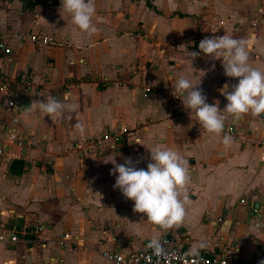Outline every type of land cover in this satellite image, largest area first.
I'll return each instance as SVG.
<instances>
[{"label":"crops","instance_id":"0c3cea01","mask_svg":"<svg viewBox=\"0 0 264 264\" xmlns=\"http://www.w3.org/2000/svg\"><path fill=\"white\" fill-rule=\"evenodd\" d=\"M95 6L98 31L89 36L60 2L28 8L0 0V39L10 49L0 53V82L10 84L17 101L13 116L0 107V147H8L0 157V230L18 231L17 242L0 245V264H110L103 251H145L152 240L180 244L189 253L204 241L198 252L220 254L226 264H261L264 115L234 122L225 114V128L234 126L226 146L223 132L208 133L190 120L172 89L184 75L200 82L207 103L218 100L224 108L218 89L238 78L223 74L221 60L202 54L190 61L188 53L213 35L247 41L249 65L264 72V0H95ZM20 33L57 44L21 42ZM50 96L78 103V112L24 118L32 99ZM122 127L129 132L118 143L74 149ZM10 131L23 147L10 140ZM157 147L179 151L190 174L180 197L185 217L169 229L132 211L133 202L113 187V165L103 162L114 156L123 164L130 157L146 168ZM36 225L44 230L33 233Z\"/></svg>","mask_w":264,"mask_h":264},{"label":"clouds","instance_id":"9594fccd","mask_svg":"<svg viewBox=\"0 0 264 264\" xmlns=\"http://www.w3.org/2000/svg\"><path fill=\"white\" fill-rule=\"evenodd\" d=\"M60 8L71 18V23L77 30L89 36L97 33L94 23L96 15L95 0H60ZM2 22V21H0ZM191 43V42H190ZM248 42L235 39L230 35L210 36L200 40L199 51L190 53V61L201 56L209 59H219L222 62L223 74L229 78H238V82L229 85L225 83L218 89L220 95L227 101L223 109L219 101L207 103V96L184 75H180L172 89V95L180 99L182 106L189 113L190 120L198 121L199 125L208 133L219 134L225 131L226 115L239 121L245 115L259 117L264 115V72L253 68L248 63ZM78 112L79 104H65L55 97L46 99H32L24 107V118L40 113L43 116H60L64 110ZM75 128L84 131L83 122H77ZM233 142L230 134L222 137L226 146ZM136 144L142 145L137 140ZM150 161L146 168H137L130 157L124 159L123 164H117L114 156L103 160L111 163L113 168L110 175H115L114 189L133 202L132 211L142 213L146 221L163 229L179 225L185 217L184 200L181 190L190 180L187 161L179 151L172 148L157 147L150 150ZM184 199H187L186 194ZM148 247L157 254L162 252L160 242L152 240ZM206 247L201 241L191 252L198 255L199 249ZM264 264V261L261 262Z\"/></svg>","mask_w":264,"mask_h":264},{"label":"built area","instance_id":"2783aa9c","mask_svg":"<svg viewBox=\"0 0 264 264\" xmlns=\"http://www.w3.org/2000/svg\"><path fill=\"white\" fill-rule=\"evenodd\" d=\"M16 38L21 42H29L33 45H47L53 46L57 44V41L37 34H26L20 33ZM0 53L7 55L10 53V49L6 47V43L0 39ZM146 93L149 90H144ZM0 107L3 111L13 116L17 108V101L14 99L11 86L9 83L2 81L0 82ZM13 123H17L18 119L16 116L12 118ZM234 128L232 126L225 128L223 134H232ZM129 130L126 127L120 128V130L114 133L102 134L99 138H92L82 142H77L74 145V149L77 151H83V147L87 150L93 148H100L101 144L105 141L111 140L113 143H118L122 136L128 134ZM9 138L17 147H23L24 143L22 140L16 137V134L10 131ZM8 147H0V157L6 152ZM264 158V156H263ZM44 228L41 225L34 226L33 233L42 232ZM17 229L15 227L11 229L1 228L0 230V245L13 244L18 241ZM69 235H64L63 239H68ZM162 252L157 254L153 249L132 252L128 254H122L115 250H105L102 252V258L110 264H226L227 261L216 253L210 251L198 252V255H193L188 251L184 250L180 244H170L169 241H164L161 245Z\"/></svg>","mask_w":264,"mask_h":264},{"label":"trees","instance_id":"16d2710c","mask_svg":"<svg viewBox=\"0 0 264 264\" xmlns=\"http://www.w3.org/2000/svg\"><path fill=\"white\" fill-rule=\"evenodd\" d=\"M22 2V4H24L25 7H28V8H33L34 6L36 5H55L57 3L60 2V0H54L51 4H47V3H40V2H32V1H28V0H19Z\"/></svg>","mask_w":264,"mask_h":264},{"label":"rangeland","instance_id":"374dc122","mask_svg":"<svg viewBox=\"0 0 264 264\" xmlns=\"http://www.w3.org/2000/svg\"><path fill=\"white\" fill-rule=\"evenodd\" d=\"M233 128H234V126L233 125H231ZM230 127V126H229ZM228 128V127H227Z\"/></svg>","mask_w":264,"mask_h":264}]
</instances>
